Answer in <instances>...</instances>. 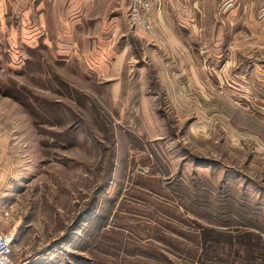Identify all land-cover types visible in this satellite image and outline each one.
<instances>
[{"label":"rangeland","instance_id":"374dc122","mask_svg":"<svg viewBox=\"0 0 264 264\" xmlns=\"http://www.w3.org/2000/svg\"><path fill=\"white\" fill-rule=\"evenodd\" d=\"M40 1L0 0L14 260L264 264V0H151L147 32L93 0L129 37L105 69L59 47L71 0Z\"/></svg>","mask_w":264,"mask_h":264},{"label":"crops","instance_id":"0c3cea01","mask_svg":"<svg viewBox=\"0 0 264 264\" xmlns=\"http://www.w3.org/2000/svg\"><path fill=\"white\" fill-rule=\"evenodd\" d=\"M92 1L93 0H71V7L65 10L66 18H70V22L67 25V22L65 24V21L62 19L61 28L64 31L63 33H65V38H61L59 47H62L61 49L65 51V53L72 52L75 54L82 51V53L87 54L86 58L90 65L98 69H105L108 61H116L119 59V57L116 56V52H119L120 49L117 51L114 50L116 45L121 44L120 41L123 39H126L127 42L129 37L126 29H120L121 21L118 19L109 18L104 23L102 17L99 16V19H96L94 16L92 17L90 11V9H92ZM44 2L45 0L40 1V10H42L45 5ZM78 3L81 5V8L77 5ZM96 21H98L100 26L98 34L96 32L92 33L91 31V24ZM103 26H106V30L104 31L102 30ZM79 32H81V36ZM78 37H80L81 40H78ZM57 40H59V38H57ZM124 44L131 45V42L125 43L124 41ZM247 97L248 96H244L243 98L246 99ZM7 173L5 158L0 154V190L2 189L1 186L6 179Z\"/></svg>","mask_w":264,"mask_h":264},{"label":"built area","instance_id":"2783aa9c","mask_svg":"<svg viewBox=\"0 0 264 264\" xmlns=\"http://www.w3.org/2000/svg\"><path fill=\"white\" fill-rule=\"evenodd\" d=\"M127 18L130 25L150 31L151 0H128ZM13 243L14 233L0 231V264H20L13 258Z\"/></svg>","mask_w":264,"mask_h":264}]
</instances>
